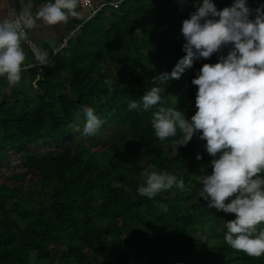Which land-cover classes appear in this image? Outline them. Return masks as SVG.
Instances as JSON below:
<instances>
[{"label":"trees","instance_id":"obj_1","mask_svg":"<svg viewBox=\"0 0 264 264\" xmlns=\"http://www.w3.org/2000/svg\"><path fill=\"white\" fill-rule=\"evenodd\" d=\"M202 3L122 0L118 9L89 12L75 21L68 48L46 66L36 60L22 69L21 81L0 96V264H264V255L226 243L235 214L199 195L198 177L212 171L206 141L196 134L177 151L173 138L155 136L151 111L128 108L186 55L182 22ZM214 3L222 10L233 0ZM261 4L248 0L253 18ZM219 55L160 85L165 104L190 119L192 79ZM83 104L104 121L96 136L80 135ZM149 166L183 178L185 189L140 196Z\"/></svg>","mask_w":264,"mask_h":264},{"label":"clouds","instance_id":"obj_2","mask_svg":"<svg viewBox=\"0 0 264 264\" xmlns=\"http://www.w3.org/2000/svg\"><path fill=\"white\" fill-rule=\"evenodd\" d=\"M80 0H46L35 17L27 14L23 24L33 28L37 20L54 26L80 16ZM186 55L170 72L154 77L152 86L140 100L128 104L130 110L151 111V127L160 140L173 138L178 151L196 134L206 141L204 147L213 159L210 174L199 176L200 197L209 207L235 214L226 222L224 240L231 248L249 256L264 255V4L255 9L248 0H233L231 6L218 9L214 0H203L201 6L182 22ZM19 20H0V77L9 85L18 84L26 53ZM227 48V54L223 49ZM41 64L47 63V52L33 49ZM220 53L215 63H204L192 84L198 86L196 111L190 119L175 106H167L163 85L170 78H180L196 61ZM84 117L80 135L84 138L100 133L104 121L89 104L81 106ZM77 118L81 112L76 114ZM203 154L198 153L197 159ZM137 188L140 196L152 199L174 186L185 189V180L168 170L142 172ZM163 211L167 207L161 205Z\"/></svg>","mask_w":264,"mask_h":264},{"label":"crops","instance_id":"obj_3","mask_svg":"<svg viewBox=\"0 0 264 264\" xmlns=\"http://www.w3.org/2000/svg\"><path fill=\"white\" fill-rule=\"evenodd\" d=\"M93 1L94 5L99 7L112 0ZM45 2L46 0H0V20L9 19L13 22L19 20L23 24V18L27 14H31L35 17V13L38 11L41 4ZM78 11L81 13L80 16L69 17L67 23L61 22L58 25L50 26L38 19L33 28H27L23 24L27 32L26 38L31 41L32 47L27 45L24 40L21 41L26 53V60L24 62L25 66L22 69H28L36 63V58L33 55V48L46 51L48 54L47 60L51 59V57L55 54V49L59 46L65 35L69 31L75 30V21L86 19L90 12L89 9L81 8L80 6L78 7ZM12 87V85L4 86L0 83V96L2 94H7V91L10 92Z\"/></svg>","mask_w":264,"mask_h":264},{"label":"built area","instance_id":"obj_4","mask_svg":"<svg viewBox=\"0 0 264 264\" xmlns=\"http://www.w3.org/2000/svg\"><path fill=\"white\" fill-rule=\"evenodd\" d=\"M121 3H122V0H112L110 2H106V3L102 4L101 6L97 7V6L94 5V1L93 0H80L79 6L81 8H87V9L90 10V15H89V18H90V17L94 16V14L96 12L100 11L103 8H107V7L109 8L110 7V8L118 9L119 6L121 5ZM21 30L23 32H25L26 36H27L26 29H25V27L23 26L22 23H21ZM74 32H75V30H71L65 35V37L61 40L59 46L55 49V51H54L55 54L58 53V52L63 51L64 49H66L69 46L70 38H71V36L73 35ZM26 36H24L22 38V40H24L27 45L32 47L31 41L29 39H27ZM33 49H35V48H33ZM50 61H51V59H48L47 63H45V64H41L38 61V64L42 65V66H46V65L49 64Z\"/></svg>","mask_w":264,"mask_h":264},{"label":"rangeland","instance_id":"obj_5","mask_svg":"<svg viewBox=\"0 0 264 264\" xmlns=\"http://www.w3.org/2000/svg\"><path fill=\"white\" fill-rule=\"evenodd\" d=\"M7 91V90H6ZM7 93H9V91H7ZM92 94L90 93V94H88V100L90 101V104H91V102H92ZM86 98V97H85ZM148 154H149V152L148 151H146L145 152V155H144V160H143V163H142V165H145V163H146V161H147V159H148ZM188 209V208H187ZM231 217V216H230ZM232 219V218H231ZM189 264H191V263H189Z\"/></svg>","mask_w":264,"mask_h":264}]
</instances>
